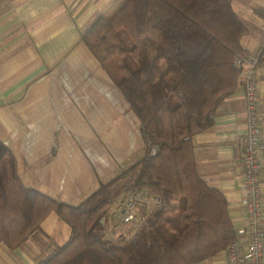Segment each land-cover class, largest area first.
<instances>
[{"label": "trees", "instance_id": "1", "mask_svg": "<svg viewBox=\"0 0 264 264\" xmlns=\"http://www.w3.org/2000/svg\"><path fill=\"white\" fill-rule=\"evenodd\" d=\"M247 29L231 0H112L80 38L136 114L143 153L69 202L24 185L0 140V241L16 247L54 211L69 235L33 264H193L224 248L234 238L227 199L198 174L193 137L242 80ZM132 187L160 200L116 243L99 219Z\"/></svg>", "mask_w": 264, "mask_h": 264}, {"label": "crops", "instance_id": "2", "mask_svg": "<svg viewBox=\"0 0 264 264\" xmlns=\"http://www.w3.org/2000/svg\"><path fill=\"white\" fill-rule=\"evenodd\" d=\"M111 1L0 0V140L14 152L23 184L57 200L77 202L143 153L136 114L80 38ZM231 5L248 28L242 45L260 49L254 80L264 134V0ZM244 108L240 82L193 137L196 170L225 195L233 229L244 219L237 143ZM260 190L264 202V157ZM69 231L51 211L16 247L0 241V264H33ZM193 264H228L226 246Z\"/></svg>", "mask_w": 264, "mask_h": 264}, {"label": "built area", "instance_id": "3", "mask_svg": "<svg viewBox=\"0 0 264 264\" xmlns=\"http://www.w3.org/2000/svg\"><path fill=\"white\" fill-rule=\"evenodd\" d=\"M260 49L235 61L243 67L241 87L245 102V128L237 137L242 150L241 198L243 223L234 228V238L226 245L228 264H264V211L260 174L264 157V134L258 119L259 98L254 80ZM160 198L145 188H126L100 217L104 235L116 243L133 236Z\"/></svg>", "mask_w": 264, "mask_h": 264}, {"label": "water", "instance_id": "4", "mask_svg": "<svg viewBox=\"0 0 264 264\" xmlns=\"http://www.w3.org/2000/svg\"><path fill=\"white\" fill-rule=\"evenodd\" d=\"M100 220V219H99Z\"/></svg>", "mask_w": 264, "mask_h": 264}]
</instances>
